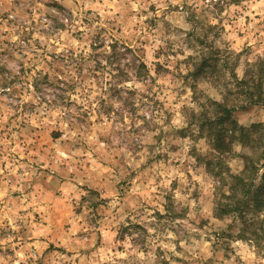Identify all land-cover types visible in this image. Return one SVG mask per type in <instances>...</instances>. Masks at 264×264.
Here are the masks:
<instances>
[{
  "label": "clouds",
  "instance_id": "1",
  "mask_svg": "<svg viewBox=\"0 0 264 264\" xmlns=\"http://www.w3.org/2000/svg\"><path fill=\"white\" fill-rule=\"evenodd\" d=\"M0 264H264V0H0Z\"/></svg>",
  "mask_w": 264,
  "mask_h": 264
},
{
  "label": "rangeland",
  "instance_id": "2",
  "mask_svg": "<svg viewBox=\"0 0 264 264\" xmlns=\"http://www.w3.org/2000/svg\"><path fill=\"white\" fill-rule=\"evenodd\" d=\"M137 227H139V226H137ZM51 247V246H50Z\"/></svg>",
  "mask_w": 264,
  "mask_h": 264
}]
</instances>
